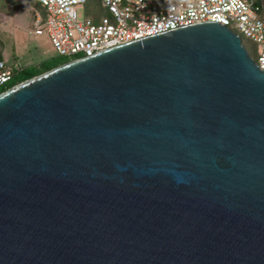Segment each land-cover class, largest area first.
Here are the masks:
<instances>
[{"label": "water", "instance_id": "obj_1", "mask_svg": "<svg viewBox=\"0 0 264 264\" xmlns=\"http://www.w3.org/2000/svg\"><path fill=\"white\" fill-rule=\"evenodd\" d=\"M0 264H264V71L196 22L0 92Z\"/></svg>", "mask_w": 264, "mask_h": 264}, {"label": "built area", "instance_id": "obj_2", "mask_svg": "<svg viewBox=\"0 0 264 264\" xmlns=\"http://www.w3.org/2000/svg\"><path fill=\"white\" fill-rule=\"evenodd\" d=\"M85 1L36 0L44 16L35 11L37 25L28 32L41 34L42 24L57 55L77 58L179 26L213 21L259 44L254 62L264 71V19L257 15L258 6L247 0H93L107 12L96 22L75 9ZM10 75L0 61V85Z\"/></svg>", "mask_w": 264, "mask_h": 264}, {"label": "rangeland", "instance_id": "obj_3", "mask_svg": "<svg viewBox=\"0 0 264 264\" xmlns=\"http://www.w3.org/2000/svg\"><path fill=\"white\" fill-rule=\"evenodd\" d=\"M97 7L99 9L96 12ZM75 9L80 15L83 14L85 17L89 18H91V13H95L97 17H94V20L91 18L93 22H96L100 16L107 14L106 10L100 8L96 2L94 4L88 3L79 5L76 6ZM34 11H36V9ZM34 11H32V13L28 10L15 11L13 14L0 13V37L3 40L1 55L4 64L8 67H24L40 61L56 60L58 57L42 24L39 25L41 34L34 35L28 32L37 25L33 21L35 16ZM261 11L264 15V9ZM257 15L260 17L259 12ZM239 36L241 43L255 61L259 44L245 38L241 34H239Z\"/></svg>", "mask_w": 264, "mask_h": 264}, {"label": "trees", "instance_id": "obj_4", "mask_svg": "<svg viewBox=\"0 0 264 264\" xmlns=\"http://www.w3.org/2000/svg\"><path fill=\"white\" fill-rule=\"evenodd\" d=\"M247 1L251 2L252 5H254V6L255 5L258 6V12L260 13V18L264 19V15L261 11L264 9V0H247ZM88 3L94 4L95 2L93 0H86L84 5L88 4ZM99 7L103 8L101 6H99ZM35 9H36V11L39 12L41 17L44 16L43 10L39 6V4L36 2V0H0V13H3V14H13L15 11H24V10H28L32 13V11H34ZM98 9L99 8L97 7L96 12L98 11ZM91 14H92L91 15L92 19L94 17L95 18L97 17V15L95 13H91ZM2 47H3V40L0 37V61H3L2 55H1L2 54ZM247 53H248V51H247ZM74 58H76V55L75 56L58 55L56 60L40 61V62H37L34 64H30V65H27L24 67H18V68H11V67H8L6 64H4V68L9 69L11 75L6 82H4L2 85H0V92L4 91L5 89L11 87L12 85H14V84H16L22 80H25L27 78L34 76V75L40 74L44 71L49 70L50 68H53L57 65L65 63V62L72 60Z\"/></svg>", "mask_w": 264, "mask_h": 264}]
</instances>
